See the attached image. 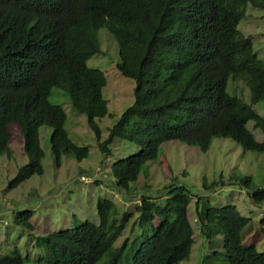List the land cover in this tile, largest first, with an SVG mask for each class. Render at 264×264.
<instances>
[{
  "label": "trees",
  "instance_id": "obj_1",
  "mask_svg": "<svg viewBox=\"0 0 264 264\" xmlns=\"http://www.w3.org/2000/svg\"><path fill=\"white\" fill-rule=\"evenodd\" d=\"M248 4L264 9V0H0V157L7 155L12 126L22 132L28 163L19 168L7 189L13 190L35 175H43L44 151L40 130L51 129V152L56 166L63 156L83 161L87 147L76 145L65 128L67 113L51 102L53 90L65 94L73 108L87 117L110 156L116 140L136 144L138 153L112 167L119 193L130 196L149 162L156 161L163 144L179 141L208 152L217 138L232 140L244 151L264 152L249 130L264 131V118L254 105L264 102V61L239 31ZM107 29L117 41L119 72L135 81V101L102 141L98 119L109 115L103 97L107 79L91 69L89 60L102 54L98 37ZM243 81L251 104L228 90L229 80ZM148 176L149 173L145 172ZM252 190L254 203H264V190L251 189L250 177L235 176ZM214 184H204L205 189ZM137 208L141 234L132 264H180L195 245L189 218L191 191L171 184L160 197L142 196ZM196 204L199 228L212 241L221 237L226 264H264V252L247 245L244 230L251 220L236 205ZM99 224L77 222L64 232L33 235L32 211L18 212L14 222L31 231L35 247L43 251L38 264H99L109 254L119 261L128 241L114 245L133 214L118 219V207L99 198ZM158 222V223H157ZM19 250L0 256V264H27Z\"/></svg>",
  "mask_w": 264,
  "mask_h": 264
},
{
  "label": "rangeland",
  "instance_id": "obj_2",
  "mask_svg": "<svg viewBox=\"0 0 264 264\" xmlns=\"http://www.w3.org/2000/svg\"><path fill=\"white\" fill-rule=\"evenodd\" d=\"M244 12L239 31L264 61V9L248 4ZM98 37L103 52L94 55L88 66L103 72L107 79L103 97L108 103L109 115L96 120L102 131V141H105L116 121L134 104L136 84L134 80L124 77L117 68L120 61L119 46L113 35L107 29H101ZM228 90L230 94L251 104V91L245 82L230 79ZM50 100L65 109L68 116L65 128L69 138L76 145L87 147L89 156L83 161L63 156L58 168L51 152L52 131L43 127L40 136L45 154L44 174L35 175L19 187L8 190L10 180L20 167L28 163L21 130L17 124L12 126L9 146L12 156L9 158L5 154L0 157V256L19 250L23 257H29L27 264H38L39 257L44 254L35 247L31 231L15 224L18 212L32 211V233L44 236L67 231L77 222L89 221L98 225L97 202L103 198L117 205L118 219L125 213L133 214L134 217L114 245L115 249H120L128 241L121 259L116 262L113 256L107 254L99 264H132L133 253L139 246L134 241L141 234L137 213L141 197H160L159 201H164V192L171 184L185 186L193 195L189 218L195 227V245L190 258L180 264H226L222 256L221 237L209 241L199 228L196 213L198 200L200 207L206 201L215 208L236 205L242 215L251 220L243 233L245 243L264 252V203L256 205L252 199L253 191L235 178L250 177L251 189L264 190V152L244 151L232 140L224 138L215 139L208 152L171 141L161 146L157 160L147 164L139 180L132 184L128 196L118 192L112 167L117 161L136 155L140 148L128 141L116 140L111 145V155L105 156L99 150V142L88 125L87 117L73 108L69 98L55 88ZM253 107L264 118V102ZM248 128L260 143H264L263 130L256 129L253 122L248 124ZM96 176L99 181L95 180ZM205 182L214 184V187L205 189Z\"/></svg>",
  "mask_w": 264,
  "mask_h": 264
},
{
  "label": "built area",
  "instance_id": "obj_3",
  "mask_svg": "<svg viewBox=\"0 0 264 264\" xmlns=\"http://www.w3.org/2000/svg\"><path fill=\"white\" fill-rule=\"evenodd\" d=\"M82 180H85V178H84V177H82ZM95 180H96V181H98V180H99L97 176H96Z\"/></svg>",
  "mask_w": 264,
  "mask_h": 264
},
{
  "label": "clouds",
  "instance_id": "obj_4",
  "mask_svg": "<svg viewBox=\"0 0 264 264\" xmlns=\"http://www.w3.org/2000/svg\"><path fill=\"white\" fill-rule=\"evenodd\" d=\"M21 130V129H20ZM22 133V132H21Z\"/></svg>",
  "mask_w": 264,
  "mask_h": 264
},
{
  "label": "crops",
  "instance_id": "obj_5",
  "mask_svg": "<svg viewBox=\"0 0 264 264\" xmlns=\"http://www.w3.org/2000/svg\"><path fill=\"white\" fill-rule=\"evenodd\" d=\"M99 181V180H98Z\"/></svg>",
  "mask_w": 264,
  "mask_h": 264
}]
</instances>
